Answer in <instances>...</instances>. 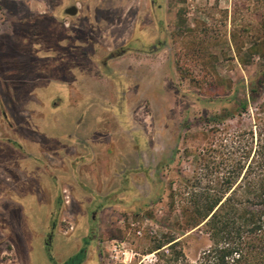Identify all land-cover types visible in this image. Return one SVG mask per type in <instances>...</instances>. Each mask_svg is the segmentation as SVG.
<instances>
[{
    "label": "rangeland",
    "instance_id": "374dc122",
    "mask_svg": "<svg viewBox=\"0 0 264 264\" xmlns=\"http://www.w3.org/2000/svg\"><path fill=\"white\" fill-rule=\"evenodd\" d=\"M262 35L264 0H0V264H58L85 239L82 264L154 262L170 187L264 65ZM208 243L192 232L187 258Z\"/></svg>",
    "mask_w": 264,
    "mask_h": 264
},
{
    "label": "trees",
    "instance_id": "16d2710c",
    "mask_svg": "<svg viewBox=\"0 0 264 264\" xmlns=\"http://www.w3.org/2000/svg\"><path fill=\"white\" fill-rule=\"evenodd\" d=\"M249 50L264 56V35ZM242 88V96L228 93L227 105L209 117L212 127L193 175H181L177 187H170L177 219L151 239L146 254H154L155 261L146 264H264V65ZM245 115L249 121H243ZM235 117L240 125L234 127L228 121ZM194 231L209 243L190 261L183 239ZM83 258L80 251L63 264H79Z\"/></svg>",
    "mask_w": 264,
    "mask_h": 264
},
{
    "label": "flooded vegetation",
    "instance_id": "af4514ba",
    "mask_svg": "<svg viewBox=\"0 0 264 264\" xmlns=\"http://www.w3.org/2000/svg\"><path fill=\"white\" fill-rule=\"evenodd\" d=\"M154 3H155V0H149V5L152 7L153 5H154ZM71 6V5H70ZM158 6V8L160 7V4H158L157 5ZM67 8V7H66ZM65 8V9H66ZM65 9H64V12H65ZM157 25H159V22H157ZM152 49H155V46H153L152 47ZM48 239H50V236L49 237H47V240H46V242H45V247L47 248V250L48 251H51V243H50V240H48ZM87 243H88V240L87 239H85L84 240V244H83V246H81L76 252H74V253H72V254H70V255H68L66 258H64L63 260H61L60 262H58V264H63L67 259H69L71 256H73L74 254H76V253H78V252H80V251H84V258H83V260L79 263V264H82L84 261H85V259H86V257H87ZM50 259L51 260H53V258L50 256Z\"/></svg>",
    "mask_w": 264,
    "mask_h": 264
},
{
    "label": "water",
    "instance_id": "95a60500",
    "mask_svg": "<svg viewBox=\"0 0 264 264\" xmlns=\"http://www.w3.org/2000/svg\"><path fill=\"white\" fill-rule=\"evenodd\" d=\"M76 12H77V9H76V6L74 5H71L65 9V13L68 15H74L76 14Z\"/></svg>",
    "mask_w": 264,
    "mask_h": 264
}]
</instances>
